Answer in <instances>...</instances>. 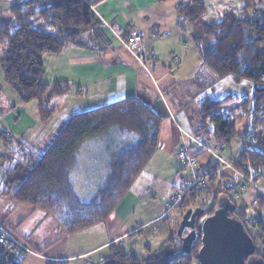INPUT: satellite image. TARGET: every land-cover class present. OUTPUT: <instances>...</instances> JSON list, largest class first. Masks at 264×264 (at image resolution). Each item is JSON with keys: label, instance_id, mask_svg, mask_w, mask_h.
<instances>
[{"label": "trees", "instance_id": "obj_1", "mask_svg": "<svg viewBox=\"0 0 264 264\" xmlns=\"http://www.w3.org/2000/svg\"><path fill=\"white\" fill-rule=\"evenodd\" d=\"M100 1L42 0L37 9L36 0H0V3L14 4L11 22L0 25V45L4 48L0 67L4 82L22 104L37 103L42 124L47 123L55 112L53 107H47L48 102L66 95L72 88L68 82H54L52 85L44 82V55L60 54L79 40H86L98 24L92 7ZM240 1L242 6L237 14L224 13L217 21L205 19L206 7L202 0H187L176 6L178 22L191 25V39L202 64L213 73L214 80L231 75L235 81L246 79L251 83L249 97L230 94L217 100L205 99L199 107L200 125L196 137L222 148L229 147L232 140L239 137L234 119L222 115L223 107L239 102L240 108L250 113L253 129L264 123V6H259L262 0L258 6L254 0ZM36 19L50 31L33 27L32 21ZM162 120L163 115L155 110L151 100L131 96L71 115L57 133L43 138L35 150L28 149L24 139L1 131L0 157L6 166L1 176L0 193L6 195L16 186L12 199L51 215L56 221V229L64 236L103 222L116 210L154 154ZM256 137L255 148H246L230 162L243 178L252 172L253 181L259 182L264 178V134L258 132ZM91 138L105 139L102 147L105 145L109 151L104 165L106 181L97 201L82 203L74 195L71 172L79 148ZM218 169L219 164L212 157L204 164H198L196 175L203 184L187 191L176 206H183L186 211L203 205L202 198L212 196L213 204L204 209L208 215L213 212L220 196L228 197L235 207L234 215L244 224L254 242L255 255L264 264V214L261 212L264 197L257 198V213L251 217L255 221L248 228L244 222L251 215L233 198L238 176L227 178L218 190H211L210 184L214 187L217 183L209 178L210 173L215 175ZM134 233L130 236L133 237ZM173 234L170 233L154 252H150L146 244L144 258L134 251H126L119 244H109L107 256L97 264L196 263L200 234L189 253L166 249ZM12 253L0 245V264H21L26 252L14 247ZM45 264L66 262L47 261Z\"/></svg>", "mask_w": 264, "mask_h": 264}, {"label": "crops", "instance_id": "obj_2", "mask_svg": "<svg viewBox=\"0 0 264 264\" xmlns=\"http://www.w3.org/2000/svg\"><path fill=\"white\" fill-rule=\"evenodd\" d=\"M186 1L102 0L92 7L98 24L86 40H79L76 44L65 48L60 54H45L43 59L46 84L52 85L54 82L72 84L71 90L59 99L67 98L70 103L83 102L82 107L88 108L113 103L131 96L151 100L155 110L163 115V124L159 132L161 135L158 134L160 135L158 139L160 146L167 150L166 155H160L162 165L158 173H154L158 177L160 174L163 175V169L169 163L176 167L168 166L169 173L174 169L177 170L174 163L177 160L175 149L182 145L200 161H204L203 163L211 157L204 151V148H201L200 143L206 146L213 142L204 141L195 135L200 125L198 110L202 103L200 93L205 81L202 77L201 71L204 72V68L201 67L203 64L198 50L193 42V48L189 49L188 44L183 40V34L189 33L190 35L192 27L187 22H178L177 19L176 6ZM13 7L14 4L4 6L3 12L0 13V25L11 22ZM38 24L42 25V22ZM133 32L142 34V42L136 54L129 53L124 47V42ZM3 55L4 48L0 45V59ZM173 56H176L177 60H173ZM208 79L211 80L210 84L219 81H215L214 76L211 78L209 75ZM30 103L22 104L19 101L17 94L4 82L0 67V132L5 131L11 137L24 139L27 144H33L40 136L42 137L45 126L51 124L53 116L47 123H40L37 103L35 101ZM230 118L234 119L236 133L243 135L234 138L228 148L221 147L222 157L231 161L236 155L232 149L238 154L246 148H255L254 142L251 141L252 135H248L257 131L264 132V125L259 129H253L250 113L247 111L243 114L238 112ZM1 148L0 142V153ZM5 164L0 157V188ZM234 175L232 173L231 177L228 176L232 178ZM243 181V176L239 174L238 186L234 191V194L236 192L239 194L233 198L239 206H243L246 210L255 209L254 212L257 213V198L264 197V178L255 182L257 189L253 187L254 189H247L240 193L239 185L244 183ZM156 182L157 184H154L156 188L164 183L159 181L162 184L159 185L158 181ZM169 185L168 190L165 191L168 199L174 193L173 187ZM133 186L134 183L111 214H114L122 225H125L136 208L144 202L142 194L132 190ZM13 188L6 195L0 193V199L10 196ZM150 198L152 201L149 203L152 204V208L142 209L148 215L145 221L125 225L111 237L85 248H80L76 244L74 236L77 233L72 237H64L63 233L56 229L58 237L62 240L53 246V250L46 253L33 247L30 249L32 252L23 255L21 264H45L47 261H65L66 264H85L86 262L97 264L107 256L109 244H118L125 239L130 247L121 246L126 251L134 252V245L142 240L140 242L141 253L136 255L141 258L146 257L147 252L144 247L146 244L150 246V250L156 251L167 239L158 236L159 231L155 226L165 217L162 203L154 206V193ZM261 212L264 214V209ZM136 231L133 237L130 236ZM15 233L23 240V235L17 231ZM96 254L100 257L95 261L91 257Z\"/></svg>", "mask_w": 264, "mask_h": 264}, {"label": "rangeland", "instance_id": "obj_3", "mask_svg": "<svg viewBox=\"0 0 264 264\" xmlns=\"http://www.w3.org/2000/svg\"><path fill=\"white\" fill-rule=\"evenodd\" d=\"M41 1L42 0H36L37 5H38L37 9H39V6H40L39 2ZM202 1L206 7L205 19L208 21H217L220 18V16L224 13L232 12V13L237 14L239 8L242 6V2L240 0H202ZM254 1L256 2L255 6H258L259 0H254ZM6 5L10 6L11 3H0V13L3 12L2 9ZM259 6L260 7L264 6V0H262V4ZM9 20H10V17H9ZM38 22H41V21L39 19L33 20L32 21L33 27L44 29V31H48V32L50 31V29H48L47 27L43 25L38 24ZM183 35H184L183 40L188 44L189 49H192L193 41L191 39V36L189 35V33L187 34L184 33ZM201 67L204 68V72L203 71L201 72L203 73L202 77L205 81L204 86L202 88V92L200 93V99H202V101L205 99L217 100V99L223 98L230 94L238 95L241 98L245 96H250L251 83L248 80L240 79L239 81H235L233 77L229 75V76L223 77L218 82L210 84L211 80L208 79V75L212 78L213 73L208 68H206L204 65ZM60 97L62 96L54 97L51 99L50 102H48L47 107H53L55 110L54 115H53V120L50 121L51 122L50 125L45 126V131L42 137L40 136L37 140L34 141L35 143L33 144H30V143L27 144L28 149L30 148L32 150L37 149V146L43 140V138L50 137L51 135H54L55 133H57L61 125L65 121H67V119L71 115L79 111H84V110L89 109L88 107H82L83 102L70 103L69 99L67 98L59 99ZM30 104H27V105L32 107V105ZM221 112L224 117L230 118V117H234L235 115H237L238 112L240 114H243L244 110L240 108L239 102H235V103L229 104L226 107H223L221 109ZM162 124H163V120H162L161 126ZM262 125H264V123ZM262 125H259L257 128H254V129L255 130L259 129L261 128ZM159 132H160V129H159ZM258 132H260L261 134H264L263 131H257V132L251 133L252 134L251 141L254 142V144H256L257 142L256 133ZM159 134L161 135V133ZM160 135L158 136V138L160 137ZM238 135L239 137L243 136L242 134L241 135L238 134ZM248 136H251V135H248ZM104 140H105L104 138H95V139L91 138L87 140L86 143H84L79 148L76 154V163L71 172V179H72L71 184L73 186L72 188L74 190V195L77 197L79 202L91 203V202H94V199L95 201H97L96 199L98 198L99 192L104 187V182L106 181V172L104 169V165H106V160H107V156L109 152L108 149H105V145L102 147ZM200 146L202 149L204 148V151L206 153H208L209 151H212L215 154L217 150L222 149L221 147L216 146L214 143L211 145L208 144L206 146L203 145V143H200ZM232 151L234 154H236L235 157L238 156V154H240L241 152H245V150H242L237 154L234 149H232ZM177 152H178V148L175 149L176 155H177ZM166 154H167V150H164L160 146V142L158 139L154 154L152 155L151 159L148 162L147 169L143 170V172L136 178L134 182V186L132 187V190L135 193L142 194L141 196L143 198L142 201H144L143 205L138 206L136 208L135 212L132 214L133 216L131 215L130 216L131 219L130 218L127 219L125 225H130V223H133V222L136 223L140 221L141 222L145 221L148 215L145 211H142V209L145 207L152 208V204L149 202L152 201L150 197L154 193V197H155V201L153 200L154 206L158 203H162L163 210L165 211V214H164L165 217L159 220V222L155 224V226L158 228V231H159L158 236H162L164 239V238H167L170 235V233H174L173 240L170 243L166 244V249L171 250V251H180L182 250V242L180 238L178 237L177 232H178L181 219L185 212V207L174 206L172 207L171 210L166 211L167 203L169 202V199L165 191H167L169 188L168 183H170L169 186L173 187L172 190L176 191L179 188H181L183 184H187L190 181L191 177H190V171L188 168H186L183 171L181 162L178 158H176L177 160L174 162L177 166V170L174 169L171 173H169L167 171V167L171 166V163H169L168 165L164 167L163 175L160 174L159 177L156 176L154 173L155 172L158 173L159 167L160 165H162L160 155H166ZM221 154L223 156V152ZM211 157L216 163L219 164V169L218 171H216L217 173L215 175L214 173H210L211 177H209L211 179H215L217 186L214 183H213L214 187L211 186L210 182L213 180L209 181V184H210L211 190L216 191L221 187V185L227 182L228 180L227 178H229V176L231 177L232 173L235 174L236 176H239L240 172L235 171L233 169V166L229 159L222 157L221 160H218L217 158L213 156ZM225 161L227 162V164L230 165V167L225 164ZM203 162L204 161H200V159H198L199 165L204 164ZM173 166L174 164L171 166V168H176ZM150 171H153V172L150 173ZM147 172L148 174L146 175ZM220 175L223 176V178H221ZM249 176L250 177L252 176V172L250 173ZM219 179L222 180V182L218 183L217 180ZM156 181H158L159 185L161 184L160 182H164V183L163 185L161 184L162 185L161 187L156 188L154 186V184H157ZM243 182H244V186L247 189H254V188L257 189L255 181L252 182L254 184L249 183L245 179ZM239 186L241 187V184ZM15 187L16 186H14V188L12 189L10 196H4L2 199H0V224L7 226L9 231H11V233L20 242V244H22L23 247L27 250V252L24 250L26 253L32 252L30 251V249L33 247L41 251H44L46 253H49L51 250H53L54 248L53 246L62 240V239L60 240V238L58 237L55 219L51 215L46 214L44 211L40 209H33L29 205L15 202L12 199V193L14 192ZM149 187L152 190L148 189ZM240 187H239V190H240ZM241 192H245V191H240V193ZM236 193L237 195L239 194V192H236ZM233 196H234V193H233ZM202 201L204 202V204L198 207H201L203 209L213 204L212 196H209L207 198H202ZM254 210L252 209L248 210L249 213L251 214L248 220H250L253 214H255ZM125 225H122L118 221L116 216L113 214L109 216L105 221L96 223L91 228H89L87 231L82 230L81 233H77V235L74 236V238L77 241L76 244L80 248H85L90 244L93 245L95 243H99L100 241H102L103 239L107 237H111L114 233L122 229V227ZM251 225L252 224L249 222L247 225L248 228H250ZM15 231L23 235L22 236L23 240L17 237ZM73 235H70V236L72 237ZM141 241L142 240H139L138 243L134 245V250L137 255L141 253L140 252L141 251V245H140ZM118 244L122 245L124 248L130 247L127 239H125L123 242H118ZM147 246L149 249L150 246L149 245ZM149 251L154 252V250H150V249ZM99 257L100 255L96 254L92 256L91 258L96 261ZM194 264H197V262Z\"/></svg>", "mask_w": 264, "mask_h": 264}, {"label": "water", "instance_id": "obj_4", "mask_svg": "<svg viewBox=\"0 0 264 264\" xmlns=\"http://www.w3.org/2000/svg\"><path fill=\"white\" fill-rule=\"evenodd\" d=\"M235 207L220 196L211 214L200 207L188 208L181 219L177 235L182 252L189 253L200 234L196 254L198 264H263L255 255V245L245 226L234 215ZM187 230V231H186Z\"/></svg>", "mask_w": 264, "mask_h": 264}, {"label": "built area", "instance_id": "obj_5", "mask_svg": "<svg viewBox=\"0 0 264 264\" xmlns=\"http://www.w3.org/2000/svg\"><path fill=\"white\" fill-rule=\"evenodd\" d=\"M141 42H142V34L138 32H133L124 42V47L129 53L136 54L141 45ZM172 59L177 60V57L173 56ZM222 152H223L222 149H219L215 152V154L212 151H209L208 153L211 156L217 158L218 160H221ZM176 156L181 162L183 171L186 168L189 169L191 178L187 184H183L181 188L174 191L172 196L169 198L166 211H169L172 209V207L176 206L187 191H189L190 189H194L197 186H201L203 184V180H201L196 175V168L199 164L197 157L193 153H191L184 145L178 148V152ZM225 164L230 167V165L227 164L226 161ZM244 179L247 180L249 183L254 184L252 183L253 179L250 176L244 177ZM246 190L247 188L244 186V183L241 184L240 191H246ZM236 196L237 193L234 194V197ZM254 221H255L254 218H250V220H246L244 223L245 225H248L249 222L252 224L254 223ZM0 245L5 250H7L11 255L13 254L12 250L14 249V247L20 250H25L27 252V250L23 247V245L20 244V242L15 238V236L11 233V231H9V229L3 224H0ZM86 264H92V263L87 262Z\"/></svg>", "mask_w": 264, "mask_h": 264}]
</instances>
